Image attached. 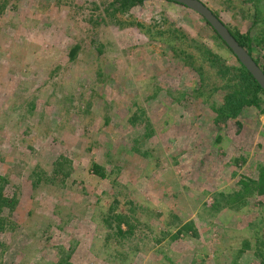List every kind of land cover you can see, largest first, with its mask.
<instances>
[{"label": "rangeland", "instance_id": "obj_1", "mask_svg": "<svg viewBox=\"0 0 264 264\" xmlns=\"http://www.w3.org/2000/svg\"><path fill=\"white\" fill-rule=\"evenodd\" d=\"M115 1L0 0L6 195L35 169L49 179L56 157L72 161L60 188L26 186L6 211L0 264H264V196L212 208L264 167V103L242 113L241 128L217 123V106L245 86L201 17L163 0L120 11ZM200 1L241 31L260 16L264 46V0ZM112 208L132 216L133 237L109 230ZM170 212L198 236L170 240Z\"/></svg>", "mask_w": 264, "mask_h": 264}, {"label": "trees", "instance_id": "obj_2", "mask_svg": "<svg viewBox=\"0 0 264 264\" xmlns=\"http://www.w3.org/2000/svg\"><path fill=\"white\" fill-rule=\"evenodd\" d=\"M119 1L120 0H116L114 4L119 3ZM150 1L151 0H121V4L119 5L120 8H118V10L119 11L121 9L124 10L125 8H127V5H131V4L133 7L143 6L146 3H149ZM163 1H166L167 3H173L188 9L185 6L177 4L170 0H163ZM225 1L226 0H222V2ZM210 9L216 15V17H218L222 21V23L226 25V23H224L219 13H217L213 8ZM188 10L192 11L190 9ZM116 11L114 12L117 13ZM192 13L195 12L192 11ZM106 15L110 17V13L109 14L101 13V14H97L96 16L101 20H106ZM252 18H253L252 19L253 23L250 24L249 29L246 31H241L238 28H231L228 27V25H226V27L229 29V31L234 36V38L239 42V44L252 56V58L255 60L257 65L264 72V46L261 47V41H260L262 32L257 31V25H259L258 23L260 20V16L254 15V17L252 16ZM201 19L204 21V23L207 25V28L209 29L211 38L212 40H214L216 49L219 52H225V53L227 52V54H231L235 59V65L229 66L230 72L232 73L233 77H235L239 85L245 86V88L239 90L235 95L228 94L226 96V101L223 106L220 107L217 106L218 108L216 109V111L218 113V116L221 117L219 120H217V123L219 122L223 123L224 127H227L229 123H234L239 128H241L242 124L240 117L242 113L249 108H253V107L257 109L261 108V104L264 103V90L254 80V78L246 70V68L239 62V60L234 55L232 50L226 45V43L215 32V30L210 26V24L207 23L204 18L201 17ZM139 25L140 27H144L143 24H139ZM79 50L80 49L78 46L72 48L70 51V58L74 59L78 54ZM262 112L264 113V109L262 110ZM136 118L137 117H134L130 120L132 125L136 124L135 122ZM223 126H221V129H223ZM49 164L50 166L46 170L44 169L45 171L52 172L50 174L49 179L47 174L44 173L45 175L44 176L42 172H38L37 169H35V171H33L32 174L26 176L24 187H22L20 183L19 184L17 183L14 186L15 193L13 197H9L6 195V187L7 184L9 183V179L3 175L0 177V230H3L4 223H6V220L3 216L5 215L6 211H9L8 213L11 214L16 209V207L19 204V200L21 199V192L26 186L30 185L29 186L30 190L34 193L40 188L41 185H43V183L46 180L48 184H50L52 187L57 189L61 187L59 185V182H61L60 180L65 181L71 175L72 161L69 160L67 157L60 155L56 157V159L53 160L52 162H49ZM90 169L98 177H100L103 180H106L107 175L104 166L96 162H93L90 166ZM239 184L241 188L236 192L227 193V194H216V196H214L215 201L212 208L216 210V212L222 211L223 209L240 211L248 204H252L253 197L255 196L263 197L264 167L260 169L259 177L257 180H252V179L247 180L242 178ZM104 217L106 219L105 223H107V226L109 227L110 231L117 230V234L119 236L120 235L122 236L125 233L123 229L124 228L123 226L125 225V227L128 229L126 232L127 236L130 237L134 236L135 227L133 225V218L131 215L119 214L114 210V208H112L108 211L107 214L104 215ZM170 218H171L170 223L172 225H177L176 228L177 231L174 233V235H170V240L172 241L179 240L182 236L189 234L190 231H192L194 237L198 236V231L195 227L194 221L184 222V220L181 217L175 215L172 212H170ZM245 246L247 248L251 247L250 242L246 241Z\"/></svg>", "mask_w": 264, "mask_h": 264}, {"label": "water", "instance_id": "obj_3", "mask_svg": "<svg viewBox=\"0 0 264 264\" xmlns=\"http://www.w3.org/2000/svg\"><path fill=\"white\" fill-rule=\"evenodd\" d=\"M183 5L205 19L215 30L226 45L232 50L239 62L251 74L254 80L264 90V72L257 65L252 56L239 44L229 29L216 15L200 0H170Z\"/></svg>", "mask_w": 264, "mask_h": 264}]
</instances>
